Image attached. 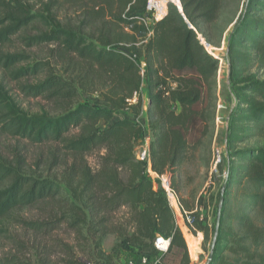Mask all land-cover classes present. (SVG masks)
Segmentation results:
<instances>
[{"label": "trees", "instance_id": "1", "mask_svg": "<svg viewBox=\"0 0 264 264\" xmlns=\"http://www.w3.org/2000/svg\"><path fill=\"white\" fill-rule=\"evenodd\" d=\"M224 1L180 0V5L174 0L177 8L169 5L147 36L136 18L148 0H0V72L11 81L23 80L20 90L24 95L42 97L54 109L53 114H29L0 80V135L33 144L52 142L60 152L55 166L66 156L72 163L62 188L54 179L24 173L18 160L11 164L0 154V220L17 209L52 203L55 213L19 222L43 240H50L64 227L92 246V253L81 254L82 260L67 258L63 264H111L112 256L101 250L108 234L117 238L113 255L135 249L141 253L138 257L145 253L157 256L152 243L161 235L171 239L169 251L183 252L182 264H191L158 184L142 172V164L135 159L142 125L132 119L113 120L112 115L125 109L140 112L144 82L151 169L159 175L175 172L191 143L200 142L208 123L213 122L218 61L204 49L197 34L207 45L211 43L208 30L218 22ZM242 9L227 50L231 57L228 82L242 105L231 113L229 133L243 113L264 127V81L252 74L236 79L232 67L235 48L246 43L254 56L243 54L240 60L264 64V0H245ZM183 14L194 30L188 28ZM13 42L26 51H7ZM40 47L51 49L45 59L36 60L29 51ZM128 53L144 62V79ZM59 68L62 75L55 72ZM96 89L101 95L96 106L78 103L79 92ZM134 94L136 103L128 105ZM229 142L230 138L228 149ZM95 149L104 153L92 171L83 156ZM225 162L218 231L206 264H264V250H256L264 247V149L235 151ZM235 194L255 211L262 227L240 216L241 235L223 231ZM192 218L198 226L197 215ZM224 238L230 245L222 248ZM188 246L192 255L194 246ZM55 247L45 241L36 264H53L48 254ZM61 247L64 255L73 254L70 244ZM0 264L32 263L8 256L0 258Z\"/></svg>", "mask_w": 264, "mask_h": 264}, {"label": "rangeland", "instance_id": "2", "mask_svg": "<svg viewBox=\"0 0 264 264\" xmlns=\"http://www.w3.org/2000/svg\"><path fill=\"white\" fill-rule=\"evenodd\" d=\"M244 2L245 0L224 1L218 22L212 31L208 30L211 39V43H208L209 45L206 44L207 42L201 35L197 34V39L202 42L204 41V49L218 61V71L215 77L217 101L213 114V122L208 123L207 134L200 142L195 145L191 143L184 159L179 163L175 172L167 174L170 177L171 185H173L172 189L184 210L187 214L191 215L193 213V215H197L198 218V226L193 224L195 231L191 230L189 235H185V238L183 237L191 264H206L208 262L210 247L214 239V230L219 217L221 200L219 192L222 189L224 176L227 171L226 156L229 153L244 149H264V127L253 122L249 114L243 113L238 116L234 121L230 133L228 132L231 113L238 105H240V108L242 105L234 97L233 90L228 82L231 57L228 55L227 50L229 38L243 10ZM179 3L181 5L180 0ZM50 49L49 47H40L34 48L29 52L33 51L36 60H42L47 57ZM6 50L11 53L22 50L26 51L18 42L8 45ZM253 52V48L249 43H246L244 47L237 46L235 48L236 55L233 59L232 67L233 76L236 79L252 74L259 80L264 81V64L247 58H242L244 61L240 60L243 54L247 57H253ZM55 72L58 75H62L60 68L55 69ZM64 77L67 76L65 75ZM0 80L8 90V94L15 99L19 107L24 111L29 114H39L43 111H47L49 114L54 113L53 106L44 98L28 97L23 94L20 90V85L24 83L23 80L19 82L11 81L2 72H0ZM143 90L144 95H141V109L139 113H135V111L130 109L117 110L113 112L112 118L113 120L132 119L141 123L144 136V131L147 133V96L144 82L142 83L141 91L143 92ZM79 95L78 103L93 106H96L97 100L101 99L99 89L93 90L91 93L79 92ZM228 138H230L229 149L227 147ZM138 143L139 140L136 142V146ZM103 153V150L95 149L83 156L92 171L97 170L99 157ZM0 154L7 158L11 164L15 160H18L21 167H23L24 173L36 177L54 179L62 188H64L63 179L69 172L70 165L72 164L71 157L66 156L65 161L61 165L55 166V160L60 152L58 146L52 142L33 144L25 139L10 137L8 135H0ZM236 164H239V162H236ZM238 193H241V191ZM55 212L56 208L52 203H41L17 209L9 216L0 220V258L14 256L15 259H19L20 261H29L32 264H36L40 261V253L42 252L40 248L45 241H47V245H51L52 243L56 245L52 251L49 250L48 254L49 261L53 264H63V259L74 257L81 258L82 260V253H87L86 251H91L92 253V246L89 245V242L74 237L64 227L54 232L50 240H43L24 230L19 222L23 219H44L49 214ZM240 216H247L252 219L256 226H263L260 218L255 215V211H251L241 196L235 194L230 199L228 210L224 217L223 231L241 235L242 232L238 225V217ZM175 220L176 218H173L174 225H176ZM116 242V236L108 234L101 244V250L105 254L112 256L111 264H126L131 260L137 259L141 254L134 249L130 251H118L116 255H113L112 249ZM63 243L70 244L73 247V254L64 255L61 247ZM189 243L194 246V253L192 255L189 251ZM220 245L223 248L225 246L228 247L230 244L228 239L224 238ZM256 250L259 252L263 251V245L258 246ZM182 254L181 250L173 249L160 258L161 263L182 264ZM225 255L228 256V253Z\"/></svg>", "mask_w": 264, "mask_h": 264}, {"label": "built area", "instance_id": "3", "mask_svg": "<svg viewBox=\"0 0 264 264\" xmlns=\"http://www.w3.org/2000/svg\"><path fill=\"white\" fill-rule=\"evenodd\" d=\"M173 5L176 7L174 0H148L145 10L140 16L136 18V23L143 26L147 31V36H150L152 31L151 27L156 23L158 18L166 13L168 6ZM177 8V7H176ZM128 31L129 28H126ZM126 46V45H125ZM128 57L136 64L139 74L144 79L145 65L142 60L136 61L135 55L128 53ZM142 95V94H141ZM137 101V95L134 94L132 99L127 100L128 105L135 104ZM141 124V123H140ZM146 132H144L145 134ZM149 142L150 135H144L139 139V143L134 149V156L137 161L142 164V172L150 179L155 180L161 190L166 204L173 216L176 218L175 223L177 229L180 231L182 237L189 235L191 230H194V222L192 215L184 210L179 202L175 192L172 189L170 177L167 174H157L151 169L150 157H149ZM181 221V222H180ZM185 231V232H184ZM195 231V230H194ZM185 233V234H184ZM171 239L156 235L153 240V250L157 253V256H153L152 253L142 254L135 260H131L126 264H162L160 258L166 255L170 249Z\"/></svg>", "mask_w": 264, "mask_h": 264}, {"label": "water", "instance_id": "4", "mask_svg": "<svg viewBox=\"0 0 264 264\" xmlns=\"http://www.w3.org/2000/svg\"><path fill=\"white\" fill-rule=\"evenodd\" d=\"M182 16H183V19L185 20V22L187 23L188 28L193 29V28L189 25V23H188V21L186 20L184 14H183ZM193 30H194V29H193ZM229 39H230V38H229ZM229 39H228V41H229ZM218 225H219V222L217 221V222H216V226H215V230H214V239H213V242H212V245H211V248H210V252H209V256H208V260H210V258H211V253H212V248H213V244H214L215 236H216L217 231H218Z\"/></svg>", "mask_w": 264, "mask_h": 264}, {"label": "crops", "instance_id": "5", "mask_svg": "<svg viewBox=\"0 0 264 264\" xmlns=\"http://www.w3.org/2000/svg\"><path fill=\"white\" fill-rule=\"evenodd\" d=\"M146 89V88H145ZM142 95H144V90H143V92H142ZM145 130V129H144ZM146 130H147V133H145L144 135H148L149 134V131H148V129H147V127H146ZM145 132V131H144Z\"/></svg>", "mask_w": 264, "mask_h": 264}, {"label": "bare ground", "instance_id": "6", "mask_svg": "<svg viewBox=\"0 0 264 264\" xmlns=\"http://www.w3.org/2000/svg\"><path fill=\"white\" fill-rule=\"evenodd\" d=\"M203 42H204V41H203ZM203 42L200 40V43H201L202 45H205ZM194 241H195V240H194Z\"/></svg>", "mask_w": 264, "mask_h": 264}]
</instances>
